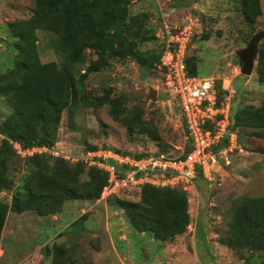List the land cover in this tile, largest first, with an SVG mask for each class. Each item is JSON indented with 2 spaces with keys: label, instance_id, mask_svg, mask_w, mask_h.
<instances>
[{
  "label": "rangeland",
  "instance_id": "obj_1",
  "mask_svg": "<svg viewBox=\"0 0 264 264\" xmlns=\"http://www.w3.org/2000/svg\"><path fill=\"white\" fill-rule=\"evenodd\" d=\"M238 5L239 0H132L127 8L130 14L145 13L147 23L155 29L157 39L138 46L149 50V57L158 52L163 30L190 29L189 69L198 76L215 78L219 88L223 84L227 91L220 97L229 100L231 112L247 105L259 106L264 98V84L256 75L257 58L252 73L245 76L236 54L253 34L264 30V0H259L261 13L251 23L244 21ZM34 6L35 0H0V73L11 66L15 54V38L7 24L28 19ZM36 36L40 61L70 67L74 76L96 58L86 49L82 61L70 64L53 47L54 33L37 29ZM156 62L154 56L147 64L130 57L107 58L99 70L88 73L82 91L86 101L81 99L72 113L63 111L55 147L49 154L61 153L63 158L80 155L84 160L85 143L135 154H180L183 127L163 103V73ZM103 92L120 98V117H132L140 111L145 131L139 133L135 128L129 132L111 116L108 104L98 106ZM11 108L0 94V122ZM215 150L220 152L223 147ZM27 156L15 153L8 163V175L15 185L25 172ZM213 169L208 177L179 183L187 196L189 224L181 234L164 241L137 232L123 211L106 199L66 200L57 212L41 215L35 210H11V190H0V204L7 207L0 228V264H252L247 261L249 251L230 248L222 239L230 236L229 220L240 198L264 195V138L239 131L236 147L221 153L219 165ZM139 190L120 188L116 195L135 201L140 198ZM80 216L81 223H75ZM54 247L59 254L53 253ZM252 258L256 264L258 259Z\"/></svg>",
  "mask_w": 264,
  "mask_h": 264
},
{
  "label": "trees",
  "instance_id": "obj_2",
  "mask_svg": "<svg viewBox=\"0 0 264 264\" xmlns=\"http://www.w3.org/2000/svg\"><path fill=\"white\" fill-rule=\"evenodd\" d=\"M131 1L35 0L33 14L28 19L7 24L10 36L15 38L12 44L15 54L11 66L0 73V94L12 107L0 122V190H11L8 205L11 210H35L43 215L57 212L66 200L100 198L107 183L106 171L80 159L69 162L46 152L27 156L25 172L20 182L13 184L8 175V163L16 151L9 141L17 142L23 149L52 146L63 111L69 109L72 113L81 99L86 101L82 96L84 77L104 66L107 58L130 57L139 64H147L154 56L157 65L160 47L156 55L150 57L149 50L138 47L140 42L157 39L155 29L147 23L145 13L130 14L127 6ZM239 1L244 21L254 22L261 13L259 0ZM37 29L56 35L53 47L70 64L82 61L86 49L93 51L96 58L81 68L82 72L77 76L72 74L70 67L63 65L59 68L55 62H41L37 52ZM189 56L186 58L187 69L196 75L189 69ZM256 75L258 82L264 84V39L258 47ZM217 91L221 100V94L227 90L217 85ZM99 98L96 104H108L111 116L121 121L129 132L135 128L139 133L145 131L140 111L132 117H120L119 97L103 92ZM220 118L217 116L216 119ZM70 126L73 128V124ZM204 128H214V124L208 121ZM241 130L264 138V98L259 106L247 105L231 110L227 132L236 133L238 138ZM222 140L223 146L226 145L228 135ZM83 147L85 150L102 148L89 143ZM122 153L136 157L145 155ZM82 174H85L84 178H81ZM138 188L139 200H128L115 194L106 198L112 206L123 211L133 229L159 241L179 235L186 229L189 224L187 196L179 184L155 186L144 183ZM6 211L7 207L0 204V228ZM82 220L83 216H80L74 222L81 223ZM229 231L230 236L222 239L223 244L249 251V263H255L252 257L256 256V264H264V195L240 198L232 211ZM53 253L59 254L60 250L54 247Z\"/></svg>",
  "mask_w": 264,
  "mask_h": 264
},
{
  "label": "built area",
  "instance_id": "obj_3",
  "mask_svg": "<svg viewBox=\"0 0 264 264\" xmlns=\"http://www.w3.org/2000/svg\"><path fill=\"white\" fill-rule=\"evenodd\" d=\"M191 35L190 29L188 31L185 27L163 30L161 55L157 63L163 73L166 96L163 103L183 127L184 139L180 154L169 156L158 153L136 157L109 148H98L85 150L84 160L76 154L75 158L64 157L70 161L80 159L107 172V183L99 199L116 195V190L120 188L129 191L144 183L176 186L181 182L188 184L198 174L208 177L214 171L213 168L219 165L220 154L236 147V133L227 132L229 100H219L215 78L193 75L187 69L186 58L192 49ZM220 88L224 89L223 84ZM217 116L221 118L216 119ZM208 121L214 124V128H204ZM225 135H228L226 147L221 145ZM13 145L16 153L21 155L49 153L55 147L53 144L49 147L32 146L23 149L17 142H13ZM219 147H223V150L217 152L215 149ZM57 156L63 158L61 153ZM224 159L226 163L229 162L227 157Z\"/></svg>",
  "mask_w": 264,
  "mask_h": 264
},
{
  "label": "water",
  "instance_id": "obj_4",
  "mask_svg": "<svg viewBox=\"0 0 264 264\" xmlns=\"http://www.w3.org/2000/svg\"><path fill=\"white\" fill-rule=\"evenodd\" d=\"M263 37L264 30L256 32L251 36L247 44L236 52L242 75L248 76L252 73L258 54V44ZM46 254H48V246H46Z\"/></svg>",
  "mask_w": 264,
  "mask_h": 264
}]
</instances>
